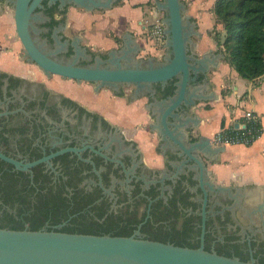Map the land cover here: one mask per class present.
<instances>
[{
    "label": "flooded vegetation",
    "instance_id": "1",
    "mask_svg": "<svg viewBox=\"0 0 264 264\" xmlns=\"http://www.w3.org/2000/svg\"><path fill=\"white\" fill-rule=\"evenodd\" d=\"M12 1L0 0V46L8 17L15 23ZM42 5L34 39L73 61L69 6ZM86 51L93 58H80V66L99 56ZM17 57L25 72L0 65V154L7 158L0 157V228L135 237L264 264V197L255 200L247 187L215 192L207 171L201 185L180 152L169 155L170 168L151 167L118 125L58 90L20 51ZM170 85L154 86L158 100L172 96Z\"/></svg>",
    "mask_w": 264,
    "mask_h": 264
},
{
    "label": "water",
    "instance_id": "2",
    "mask_svg": "<svg viewBox=\"0 0 264 264\" xmlns=\"http://www.w3.org/2000/svg\"><path fill=\"white\" fill-rule=\"evenodd\" d=\"M44 0H13L16 33L20 38L28 62L36 64L48 77L60 76L78 83L94 85L95 92L109 89L121 92L124 87H134V97L149 95L152 103L153 130H157L164 163L169 155L180 152L189 164L196 181L202 185L206 161H215L225 147L213 148L211 138H192L191 131L199 128L198 117L188 113L197 101L213 100V95L197 96L201 89L199 77H207L211 68H218L222 54L213 59L198 57L193 37L199 36L196 25L186 16L187 6L182 0H160L156 10L164 14L166 43L165 56L159 61L153 57L137 60L130 50L112 52L108 57H95V64L80 66V58L90 61L93 56L82 49L79 41L72 45L76 52L73 61L56 59V53L47 50L46 42L37 43L32 30L37 33L32 20H42L34 14L42 8ZM49 5L60 4L84 8H109L114 0H47ZM63 51V50H62ZM173 82L174 94L166 99L156 98L155 85L165 90ZM196 84V86H194ZM168 154V155H167ZM0 157L7 159L0 154ZM170 168V163L169 166ZM168 168V169H169ZM172 169V167H171ZM208 172V171H207ZM215 192L225 194L229 187L211 185ZM207 195L204 186L201 187ZM0 264H255L228 258L203 247L191 249L173 244L110 235L68 234L48 231H15L0 229Z\"/></svg>",
    "mask_w": 264,
    "mask_h": 264
},
{
    "label": "crops",
    "instance_id": "3",
    "mask_svg": "<svg viewBox=\"0 0 264 264\" xmlns=\"http://www.w3.org/2000/svg\"><path fill=\"white\" fill-rule=\"evenodd\" d=\"M157 1L160 0H114L109 8L90 11L68 5L66 34L99 56H108L112 52L119 55L126 49L137 60L155 57L161 61L166 51L158 50L148 34L155 16L164 18V14L156 10ZM182 1L187 6L186 16L195 23L199 33V36L193 37L197 49L191 50L200 58L204 55L210 59L220 54L224 56L218 68H211L207 77H199L198 81L202 85H198L201 89L197 96L213 95V100L197 101V105L188 113L200 121L199 128L192 130L191 136L212 138L221 128L230 126L234 118L240 117L244 111H256L262 125L259 139L251 146H227L224 152L215 157L217 160L206 163L212 184L229 188L247 187L246 194L257 200L264 197V76L249 81L230 65L222 46L225 40L224 26L218 23L214 13L217 0ZM9 21L10 16L6 31L3 32L6 38L0 46L8 51L0 56V65L13 71L21 67V71L25 72L27 67L22 66L15 49H8L7 35L11 31ZM86 89L74 94V98L118 125L129 139L137 143L151 167L163 168V152L161 155L156 152L158 147L162 150L158 132L151 128L154 124L151 97L135 98L134 87H127L117 93L104 89L95 92L93 97L90 96L92 89L91 92L89 88Z\"/></svg>",
    "mask_w": 264,
    "mask_h": 264
},
{
    "label": "trees",
    "instance_id": "4",
    "mask_svg": "<svg viewBox=\"0 0 264 264\" xmlns=\"http://www.w3.org/2000/svg\"><path fill=\"white\" fill-rule=\"evenodd\" d=\"M214 13L224 26L222 46L230 65L249 81L264 76V0H217ZM174 91L172 84L168 94L173 95Z\"/></svg>",
    "mask_w": 264,
    "mask_h": 264
},
{
    "label": "built area",
    "instance_id": "5",
    "mask_svg": "<svg viewBox=\"0 0 264 264\" xmlns=\"http://www.w3.org/2000/svg\"><path fill=\"white\" fill-rule=\"evenodd\" d=\"M163 18L155 16V20L148 29L149 37L158 50H163L166 43ZM262 134L260 115L254 110H246L240 117H236L230 126L221 128L212 138L215 147L230 145L251 146Z\"/></svg>",
    "mask_w": 264,
    "mask_h": 264
},
{
    "label": "rangeland",
    "instance_id": "6",
    "mask_svg": "<svg viewBox=\"0 0 264 264\" xmlns=\"http://www.w3.org/2000/svg\"><path fill=\"white\" fill-rule=\"evenodd\" d=\"M11 15V14H10ZM164 16V15H163ZM9 24H10V34L7 35V42H8V49L11 47L13 49H15L16 52L19 53L21 56L25 54V50L23 51L24 47L16 33V29H15V23L12 20V18L10 17ZM7 26H5L6 28ZM26 59V58H25ZM33 69H35L41 76L42 72L35 66H32ZM51 83L53 85H55V87L62 91L63 93L65 92L66 94H68L69 96H73L75 97L74 94H78L79 92H83V90H87L86 88H89V92H91L92 89V85L90 83H78L75 80H69V79H63L60 76H53L51 79ZM90 96L93 97L90 93ZM96 96V95H95Z\"/></svg>",
    "mask_w": 264,
    "mask_h": 264
}]
</instances>
